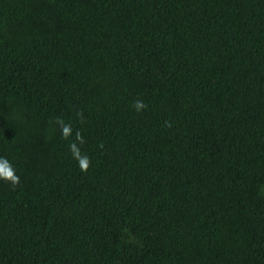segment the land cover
<instances>
[{
	"label": "trees",
	"instance_id": "16d2710c",
	"mask_svg": "<svg viewBox=\"0 0 264 264\" xmlns=\"http://www.w3.org/2000/svg\"><path fill=\"white\" fill-rule=\"evenodd\" d=\"M4 162L0 264H264V0H0Z\"/></svg>",
	"mask_w": 264,
	"mask_h": 264
},
{
	"label": "clouds",
	"instance_id": "9594fccd",
	"mask_svg": "<svg viewBox=\"0 0 264 264\" xmlns=\"http://www.w3.org/2000/svg\"><path fill=\"white\" fill-rule=\"evenodd\" d=\"M138 107H143V105H138ZM75 150V149H74ZM77 156L79 153L77 151ZM5 168V171L0 172V177L12 181L14 184L19 183V178L15 175L14 171L7 165L6 162L0 163ZM81 166L84 170H87V163L85 161H81Z\"/></svg>",
	"mask_w": 264,
	"mask_h": 264
},
{
	"label": "snow or ice",
	"instance_id": "6c2138e0",
	"mask_svg": "<svg viewBox=\"0 0 264 264\" xmlns=\"http://www.w3.org/2000/svg\"><path fill=\"white\" fill-rule=\"evenodd\" d=\"M5 171V168L3 165H0V172Z\"/></svg>",
	"mask_w": 264,
	"mask_h": 264
}]
</instances>
